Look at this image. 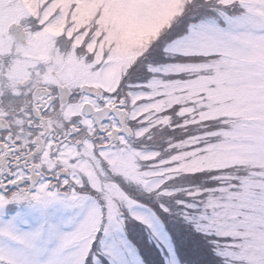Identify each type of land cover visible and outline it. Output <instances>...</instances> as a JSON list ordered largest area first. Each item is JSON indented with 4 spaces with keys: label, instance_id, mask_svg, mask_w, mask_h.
Returning <instances> with one entry per match:
<instances>
[{
    "label": "snow or ice",
    "instance_id": "1",
    "mask_svg": "<svg viewBox=\"0 0 264 264\" xmlns=\"http://www.w3.org/2000/svg\"><path fill=\"white\" fill-rule=\"evenodd\" d=\"M0 264H264V0H0Z\"/></svg>",
    "mask_w": 264,
    "mask_h": 264
}]
</instances>
